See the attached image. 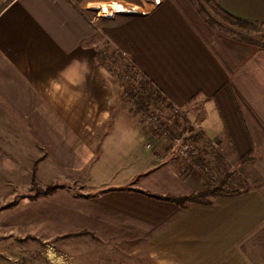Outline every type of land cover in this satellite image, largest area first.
<instances>
[{
    "label": "crops",
    "instance_id": "1",
    "mask_svg": "<svg viewBox=\"0 0 264 264\" xmlns=\"http://www.w3.org/2000/svg\"><path fill=\"white\" fill-rule=\"evenodd\" d=\"M78 1L0 0V161L40 160L45 184L57 185L43 199H53L52 224L69 229L55 233L70 235L71 264H264V49L218 33L189 0L181 22L162 10L167 0H96L146 13L95 20ZM217 1L264 26V0ZM104 43L184 111L201 135L194 146L252 154L243 166L258 183L184 208L153 197L212 183L168 156L167 132L142 121L100 61ZM74 58H87L90 73L69 70L72 86L59 74ZM52 78L67 95H50Z\"/></svg>",
    "mask_w": 264,
    "mask_h": 264
},
{
    "label": "rangeland",
    "instance_id": "2",
    "mask_svg": "<svg viewBox=\"0 0 264 264\" xmlns=\"http://www.w3.org/2000/svg\"><path fill=\"white\" fill-rule=\"evenodd\" d=\"M78 2V5L82 7L88 3L100 4L96 0H79ZM187 6V0H167L162 10L171 13L174 22L177 20L181 22L186 16ZM101 18L104 17H98V19ZM243 32L257 38L264 36V30H243ZM122 56L126 58L115 48L110 45L107 46V43L99 47L100 61L102 59L113 68L118 82L124 88L126 98L130 99L135 106V101L138 98L143 99L145 97L138 83L140 76ZM131 92L135 93V98L131 97ZM144 101L149 102V113L147 116H144L142 112L139 113L140 117H143L142 121L146 122L150 128L157 129L154 121L151 120L153 117L157 119L159 125H166L173 137L186 129L184 125L185 114L182 109L175 108L179 112L177 114L161 101L153 102L147 98ZM190 134L192 136L194 131H189ZM169 147L171 149H168L169 155H167L170 158L173 157V160L182 158L187 160L186 162L193 161V165H190V174L195 178H209L210 182L215 184L226 175H230L231 187L237 189H247L258 183V180L255 181L254 178L253 181L251 180L246 167L237 164L236 154L230 152L228 147L211 144L200 145V147L193 145L186 154L181 153L173 141ZM218 149L222 152L220 159L217 158L216 154ZM1 158L0 264H71L73 259L70 257V235L65 237L55 233L59 229L63 231H69V229L67 226H54L52 224L54 211L57 213L52 206L53 199L35 197L38 187L46 188L47 186L45 184L47 178L42 176V173L40 176V160L30 159L29 156L26 158L22 156L20 160L15 161L8 160L9 157L5 158L2 155ZM59 196L63 198V201H66V195L60 193L56 197ZM58 211L59 213L62 212V215L65 214L64 209ZM58 255H61V259Z\"/></svg>",
    "mask_w": 264,
    "mask_h": 264
},
{
    "label": "trees",
    "instance_id": "3",
    "mask_svg": "<svg viewBox=\"0 0 264 264\" xmlns=\"http://www.w3.org/2000/svg\"><path fill=\"white\" fill-rule=\"evenodd\" d=\"M194 9L204 18V20L214 28L218 33L234 40L237 42L250 44L259 48L264 49V36L261 38H257L246 34L243 30L247 31H263L264 26L261 23H250L244 20H240L228 14L224 11L217 0H189ZM127 64V63H126ZM129 66H131L128 63ZM132 67V66H131ZM138 75L139 73L136 72ZM140 76V81L138 82L141 90L144 93V98L149 101H161L163 104H166L168 108L175 111L177 114L179 113L175 107L168 102V100L153 87L150 81H148L143 76ZM130 94V93H129ZM131 97L135 98V93L131 92ZM137 97V96H136ZM138 98L136 103V110L141 111L145 114V116L149 113V102L144 101L145 99ZM196 98L194 96L190 101H193ZM157 131L166 133L173 140V135L170 133L169 129L164 128L163 124L157 125ZM164 129V130H163ZM192 141H197L201 138V135L196 134L191 136ZM253 160L252 154H246L239 156L237 158V164L239 166H243ZM197 162V161H196ZM57 189L56 184H48L46 188L38 187L37 188V197H48L54 193ZM242 192L236 188H232L230 185V175H226L221 181L217 183H213L209 187H205L200 191L193 192L186 195L174 196V195H159L152 194L153 197L158 199L172 201L182 206L186 207L190 203H200V204H211L212 198L215 197H233L238 196Z\"/></svg>",
    "mask_w": 264,
    "mask_h": 264
},
{
    "label": "built area",
    "instance_id": "4",
    "mask_svg": "<svg viewBox=\"0 0 264 264\" xmlns=\"http://www.w3.org/2000/svg\"><path fill=\"white\" fill-rule=\"evenodd\" d=\"M155 2L160 3V0H155ZM113 4L115 6H112ZM105 5H107L108 8L111 9V11H113L112 13H114V16L110 17L107 15H101L95 12L93 9L94 6L96 8H101V6L105 7ZM82 10L92 19H97L98 17L113 18L117 14H121V13L133 14V13H137L141 11V10L139 11L138 7L134 5H126L123 2H110V3H100V4L88 3L82 8ZM140 13L145 14L146 12L141 11ZM151 120L154 121V124L157 127V125L159 124L157 123V119L152 117ZM189 131L190 130L186 128L181 134H177L175 137H173V140H172L174 142V145L178 147V150L183 154L188 153L193 146V141L191 138V134L189 135Z\"/></svg>",
    "mask_w": 264,
    "mask_h": 264
},
{
    "label": "clouds",
    "instance_id": "5",
    "mask_svg": "<svg viewBox=\"0 0 264 264\" xmlns=\"http://www.w3.org/2000/svg\"><path fill=\"white\" fill-rule=\"evenodd\" d=\"M73 68L82 72L84 79H86L87 75L90 73L87 58H83V59L74 58L70 62V64L67 65L66 68L59 74L60 77L65 79L67 85L75 86L74 82L69 80L67 77V72ZM68 91H70V88H66L65 85L58 83L57 78H52L49 80V93L53 97H58V96L63 97L67 95ZM69 99H71V97H69Z\"/></svg>",
    "mask_w": 264,
    "mask_h": 264
},
{
    "label": "bare ground",
    "instance_id": "6",
    "mask_svg": "<svg viewBox=\"0 0 264 264\" xmlns=\"http://www.w3.org/2000/svg\"><path fill=\"white\" fill-rule=\"evenodd\" d=\"M112 6H115L114 4ZM119 7V6H118ZM113 11H111V9L108 8L107 5H105V7H101L99 9V14L101 15H107V16H114V13H112ZM53 257V256H52Z\"/></svg>",
    "mask_w": 264,
    "mask_h": 264
}]
</instances>
